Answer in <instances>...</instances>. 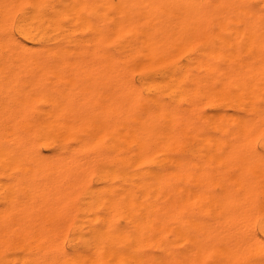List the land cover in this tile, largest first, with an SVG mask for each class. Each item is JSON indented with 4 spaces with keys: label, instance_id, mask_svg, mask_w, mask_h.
<instances>
[{
    "label": "bare ground",
    "instance_id": "obj_1",
    "mask_svg": "<svg viewBox=\"0 0 264 264\" xmlns=\"http://www.w3.org/2000/svg\"><path fill=\"white\" fill-rule=\"evenodd\" d=\"M0 264H264V0H0Z\"/></svg>",
    "mask_w": 264,
    "mask_h": 264
}]
</instances>
